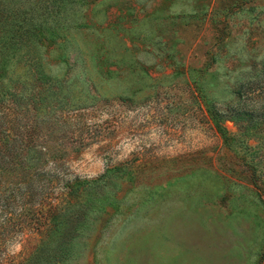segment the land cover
<instances>
[{
  "label": "rangeland",
  "instance_id": "1",
  "mask_svg": "<svg viewBox=\"0 0 264 264\" xmlns=\"http://www.w3.org/2000/svg\"><path fill=\"white\" fill-rule=\"evenodd\" d=\"M79 1L32 139L54 193L105 179L76 232L5 234L0 264H264V120L233 118L239 80L264 100V0Z\"/></svg>",
  "mask_w": 264,
  "mask_h": 264
},
{
  "label": "trees",
  "instance_id": "2",
  "mask_svg": "<svg viewBox=\"0 0 264 264\" xmlns=\"http://www.w3.org/2000/svg\"><path fill=\"white\" fill-rule=\"evenodd\" d=\"M77 2L80 1L0 0V244L5 234L11 237L16 230L25 228L43 237L59 227L65 234L76 232L83 213H75L73 206L81 204L83 190L93 191L105 179L100 175L76 181L64 185L63 193H54V154L32 139L34 127L30 121L39 104L35 83L42 76L41 49L64 39L63 30L79 10L75 8ZM261 67L263 71L264 63ZM25 81H30L31 86ZM251 92L254 91L246 81H238L233 91L238 103L233 118H247V122L258 118L261 123L264 100L258 108L248 106ZM252 112L256 115L251 116ZM15 208L20 211L13 212ZM38 247L33 245L31 255Z\"/></svg>",
  "mask_w": 264,
  "mask_h": 264
}]
</instances>
